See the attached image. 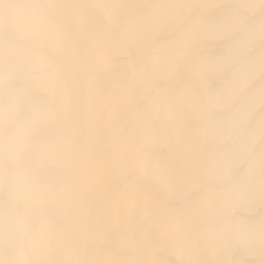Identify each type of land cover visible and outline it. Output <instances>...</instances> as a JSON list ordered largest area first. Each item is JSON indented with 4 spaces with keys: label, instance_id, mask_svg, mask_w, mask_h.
<instances>
[{
    "label": "bare ground",
    "instance_id": "obj_1",
    "mask_svg": "<svg viewBox=\"0 0 264 264\" xmlns=\"http://www.w3.org/2000/svg\"><path fill=\"white\" fill-rule=\"evenodd\" d=\"M0 264H264V0H0Z\"/></svg>",
    "mask_w": 264,
    "mask_h": 264
}]
</instances>
